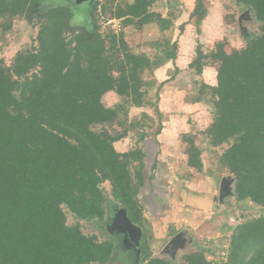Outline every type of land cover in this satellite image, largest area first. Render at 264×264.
I'll return each mask as SVG.
<instances>
[{
    "label": "trees",
    "instance_id": "obj_1",
    "mask_svg": "<svg viewBox=\"0 0 264 264\" xmlns=\"http://www.w3.org/2000/svg\"><path fill=\"white\" fill-rule=\"evenodd\" d=\"M154 1L101 0L90 18L95 22L96 11H108L124 26L156 19L166 29L169 22L150 10ZM232 1L250 12L258 32L230 52L222 42L206 54L197 48L189 64L195 74L206 60L217 66L215 84L200 83L193 100L211 103L212 122L203 133L212 147L227 144L217 159L234 178L235 200L264 208V0ZM40 2L0 0V31L14 18L32 23ZM206 13L203 0H195L190 17L197 27ZM70 17L65 6L48 8L36 24L33 44L18 50L8 65L0 64V264H108L116 242L84 233L78 222L104 220V184L140 228L142 264H172L152 256L141 200L147 153L138 143L150 134L140 129L136 145L124 152L114 142L141 128L128 120L127 108L145 103L142 72L174 60L176 42L166 40L150 59L132 52L123 32L74 27ZM108 91L119 98L114 106L101 100ZM186 143V165L200 171L201 151L193 138ZM156 162L149 164V182ZM64 208L78 221L68 224ZM230 229L227 264H264V216ZM181 264L214 260L209 252L193 251Z\"/></svg>",
    "mask_w": 264,
    "mask_h": 264
},
{
    "label": "rangeland",
    "instance_id": "obj_2",
    "mask_svg": "<svg viewBox=\"0 0 264 264\" xmlns=\"http://www.w3.org/2000/svg\"><path fill=\"white\" fill-rule=\"evenodd\" d=\"M95 1L91 0L90 13L93 7L97 6ZM58 3V0H41L33 12L32 23L22 18H14L6 32L0 31V64L8 65L18 50L29 48L33 44L37 32L36 24L42 13ZM194 4L195 0H155L150 10L169 22L166 29L161 28L156 19L139 27L135 24L124 26L118 19L111 18L108 11L104 14L96 11L95 22L91 20L84 25L85 28L101 32H123V38L130 50L144 54L150 59H155L166 40L176 42L174 60H168L161 66L142 72L141 77L146 82L143 87L146 90L145 103L139 107L127 108L128 120L139 122L141 128L130 130L125 138L115 143L117 149L128 150L136 145L140 129L150 134L138 143L147 153L146 184L141 200L146 209L144 216L152 235L149 244L152 256L167 259L172 264H181L183 255L193 251L209 252L215 264L216 253L226 241L229 243L231 226L264 216V208L249 200L236 201L233 192L219 197L220 182L223 178L232 180V191L234 187V178L226 169L220 167L217 159L227 144L218 147L208 144L203 131L212 122L211 103H195L193 100L200 83L215 84L217 63L204 60L207 65L203 67L201 74H195L194 69L189 67L196 56L197 48L206 54L222 42L225 52L239 49L244 46L248 36L258 32L259 23L248 10L236 5L232 0H203L207 13L197 27L195 18L190 17ZM118 99L113 93H107L102 97V102L106 106H114L119 102ZM205 100H208V95ZM177 101H180V105ZM189 102L195 103V110L188 111ZM156 109L166 112L161 115L159 121ZM158 128L167 135L163 137L166 148L164 151H157L152 140ZM169 136L170 140H167ZM187 137L193 138L201 151L200 171L186 165L184 152ZM177 141L180 142L178 147L174 145ZM167 147L173 150H167ZM154 158L157 159L155 176L149 182L148 168ZM103 188L107 210L103 221H78L64 208L67 223L78 221L84 233L94 234L100 240H114L116 250L108 264H142L138 248L128 231L117 225L121 208L112 201L108 185L104 184ZM160 206L162 209L159 210ZM165 213L170 215L167 216L168 220L158 223L162 217L160 214ZM184 219L187 222H183ZM177 230H182L183 233L184 241L181 243L179 239H174L176 233H179Z\"/></svg>",
    "mask_w": 264,
    "mask_h": 264
},
{
    "label": "crops",
    "instance_id": "obj_3",
    "mask_svg": "<svg viewBox=\"0 0 264 264\" xmlns=\"http://www.w3.org/2000/svg\"><path fill=\"white\" fill-rule=\"evenodd\" d=\"M59 1V3L58 4H56V5H54V6H52L51 8H53V7H56V6H65V7H67L68 9H69V11H70V14H71V17H70V20H69V23L72 25V26H74V27H81V26H84V25H86V23L88 22V21H91V19H90V16H91V13H90V10H91V0H58ZM95 4L98 6L99 4H100V1L99 0H96L95 1ZM78 23V24H77ZM166 62H164L163 64H165ZM162 64V65H163ZM159 66H161V65H159ZM107 93H113L114 94V97H117V95L114 93V92H112V91H108V92H106L105 94H107ZM104 94V95H105ZM103 95V96H104ZM102 96V97H103ZM101 100H102V98H101ZM177 103H178V105H180V101H177ZM196 103V102H195ZM195 103H192V102H189L188 103V111H192V110H195V106H194V104ZM104 104V103H103ZM174 104V103H173ZM105 105V104H104ZM160 114L161 115H165L166 114V112H164L163 110H161L160 109ZM168 113H170V112H168ZM175 130V129H174ZM164 136H167L166 135V132L165 131H159L154 137H152V140H153V143H155V146H156V150L158 151V150H162V151H164V150H166V148L164 147L165 145H164V143H163V137ZM174 136V135H173ZM170 137L171 136H169L168 138H167V140L169 139L170 140ZM177 138V137H176ZM173 140H175V138L173 139ZM120 141V140H119ZM119 141H116V142H119ZM116 142H114V147H115V143ZM180 144V142L179 141H177L176 143L174 142V145H177L176 147H178V145ZM115 149L117 150V151H119V152H124V151H126L127 149H124V150H119V149H117L116 147H115ZM170 149H172L171 147L169 148V147H167V150H170ZM173 150V149H172ZM232 184V183H231ZM165 208V207H164ZM167 208V207H166ZM160 209H162V207L160 206L159 207V210ZM167 209H169V208H167ZM158 210V211H159ZM160 212V211H159ZM162 217H160V220H158V223L159 222H161V220H163V221H167L168 220V217L167 216H170L169 215V213H165V214H160ZM164 215V216H163ZM167 219V220H166ZM179 221H181V220H179ZM183 222H187V220L186 219H184V220H182ZM179 229V228H178ZM179 231V233H176V235H178V239H179V242L181 243V241H184V237H183V233H182V230L180 231V230H177V232ZM179 243V244H180Z\"/></svg>",
    "mask_w": 264,
    "mask_h": 264
},
{
    "label": "water",
    "instance_id": "obj_4",
    "mask_svg": "<svg viewBox=\"0 0 264 264\" xmlns=\"http://www.w3.org/2000/svg\"><path fill=\"white\" fill-rule=\"evenodd\" d=\"M231 183V179L223 178L221 180L219 187V197H222L224 194L232 193L230 188ZM117 225L123 230L128 231L133 243L137 246L141 234L140 228L130 222L124 209L119 210ZM174 239H178V235H176Z\"/></svg>",
    "mask_w": 264,
    "mask_h": 264
},
{
    "label": "built area",
    "instance_id": "obj_5",
    "mask_svg": "<svg viewBox=\"0 0 264 264\" xmlns=\"http://www.w3.org/2000/svg\"><path fill=\"white\" fill-rule=\"evenodd\" d=\"M228 241L218 250L215 264H227Z\"/></svg>",
    "mask_w": 264,
    "mask_h": 264
},
{
    "label": "flooded vegetation",
    "instance_id": "obj_6",
    "mask_svg": "<svg viewBox=\"0 0 264 264\" xmlns=\"http://www.w3.org/2000/svg\"><path fill=\"white\" fill-rule=\"evenodd\" d=\"M80 1V0H79Z\"/></svg>",
    "mask_w": 264,
    "mask_h": 264
}]
</instances>
